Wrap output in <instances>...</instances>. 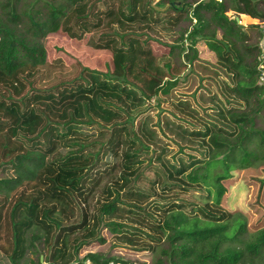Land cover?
I'll use <instances>...</instances> for the list:
<instances>
[{
  "label": "trees",
  "instance_id": "obj_1",
  "mask_svg": "<svg viewBox=\"0 0 264 264\" xmlns=\"http://www.w3.org/2000/svg\"><path fill=\"white\" fill-rule=\"evenodd\" d=\"M110 1H0V160L7 159L11 169L10 176L0 178V256L20 264L39 245L43 264H82L75 263L78 249L93 240L103 243L97 233L101 226L120 232L103 219L120 211L121 199L141 197L132 184L139 177L138 153L148 149L138 146L139 138H131L126 125L150 96L175 88L173 55L193 62L199 38L230 75L226 91L234 103L220 112L224 124L196 134L207 156L162 168L171 183L161 184L162 196L173 189L182 195L199 190L207 201L190 211L175 201L153 205V214L141 217L155 244L150 251L159 254L156 264H264V228L250 232L243 214L221 209L222 183L231 173L264 165V56L226 12L264 22V0H200L184 10L168 0L161 13L177 15L166 24L177 26L181 15L195 24L187 32L188 52L171 48L167 56L154 55L145 40L129 33L164 23L154 8L163 7L162 0L154 6L151 0ZM105 25L113 34L100 37L93 48L111 52L110 73L83 68L70 82L34 89L43 72L61 70L46 63L48 35L61 32L81 41ZM92 122L111 128L99 151L82 153L85 145L77 144L73 153L56 152L79 133L77 125ZM95 197L90 214L86 208ZM86 259L118 264L96 253Z\"/></svg>",
  "mask_w": 264,
  "mask_h": 264
},
{
  "label": "rangeland",
  "instance_id": "obj_2",
  "mask_svg": "<svg viewBox=\"0 0 264 264\" xmlns=\"http://www.w3.org/2000/svg\"><path fill=\"white\" fill-rule=\"evenodd\" d=\"M18 1L21 3L22 0ZM158 1L151 0V6H154L153 4ZM195 1L200 0H176L174 4L184 10L188 4ZM88 2L99 4V0H88ZM108 2L111 1L108 0ZM162 2L164 3L163 7H154L158 13H163L169 6L168 0H162ZM162 13L160 17L164 21L168 17L173 16L174 18L177 15L171 10L165 14ZM226 15L235 18L237 25L249 36L248 44L258 46L264 56V22L245 15H238L229 10ZM180 18L182 19L175 27L166 24L165 21L157 27H151V25H142L140 28L133 27V29H129V33L138 35L141 40H145L156 56H167L171 48L178 47L185 48L182 54L184 55L188 52L186 48L190 45L187 32L191 31L195 21H190V18L187 19L184 15H181ZM129 33L127 32V34ZM112 34L113 29L105 25L102 29L85 35L81 41L69 39L61 32L48 35L43 42L46 63L53 64L61 70L55 71L53 74L43 72L38 81L34 83V89L45 90L53 87L56 83L70 82L83 68L101 74L110 73L112 70L111 52L96 50L93 48V44L100 37ZM217 37H220L219 32ZM205 44V41L196 39L194 45L197 57L191 63L183 57L178 58L177 55H173L175 66L172 73L176 80L175 88L165 96H150L148 100H145L143 106L131 115L133 118L126 125L131 138L138 137L140 140L138 146L140 142L148 148L146 150L141 148L138 153L140 158L139 177L132 184L133 190L138 192L141 197L121 199V208L118 207L120 211L112 217L103 219V223H116V228L120 232L114 233L105 226H101L97 233L104 242L93 240L79 248L75 256V263L85 264L88 261L86 256L96 253L104 258H114L118 264H156L159 254L155 255L154 251H150V248L155 244H150V231L141 217L147 218L153 214L151 208L157 203L162 205L169 201L183 203L187 211L195 210L197 206L206 203L207 199L199 190L182 195L178 189H173L170 194L164 196L159 191L163 182L166 186L171 184L163 175L162 168L164 166L170 168L179 164H189L208 155L207 147L196 134H201L207 127H219L224 124L223 115L220 112L234 103L226 91L231 84L230 75L217 62L214 54L208 50ZM177 52L175 50V53ZM260 65L259 69L262 68ZM260 124L261 121L258 120V125L261 126ZM117 127L118 125L114 129ZM75 129L79 133L71 135L70 140H66L64 145L57 148L56 152L60 155L75 152L79 149L77 144L85 145L82 153H95L99 151L100 144L107 141L111 130L110 126L102 122L82 123ZM6 160H0V178L11 175V169L5 163ZM105 160L109 163L115 162L111 158H105ZM117 176L118 171L115 172V178ZM222 185L225 188V194L221 209L226 212L243 214L250 232L263 229L264 165L234 171L231 173L230 179L224 181ZM101 192L102 189L99 187L98 197L101 196ZM95 199L96 197L86 208L90 214L95 212ZM2 204L3 198H0V207ZM43 261L44 254L41 247L36 245V250L33 253H28L20 264H43ZM0 264L10 263L0 256Z\"/></svg>",
  "mask_w": 264,
  "mask_h": 264
},
{
  "label": "built area",
  "instance_id": "obj_3",
  "mask_svg": "<svg viewBox=\"0 0 264 264\" xmlns=\"http://www.w3.org/2000/svg\"><path fill=\"white\" fill-rule=\"evenodd\" d=\"M263 81V78L261 79ZM85 264H91L89 261L85 262Z\"/></svg>",
  "mask_w": 264,
  "mask_h": 264
}]
</instances>
